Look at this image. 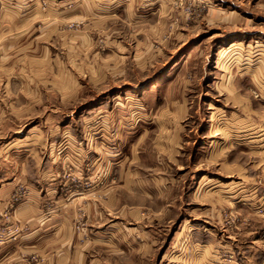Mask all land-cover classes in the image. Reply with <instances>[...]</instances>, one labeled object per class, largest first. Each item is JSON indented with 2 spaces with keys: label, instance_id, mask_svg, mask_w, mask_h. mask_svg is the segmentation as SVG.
I'll use <instances>...</instances> for the list:
<instances>
[{
  "label": "rangeland",
  "instance_id": "rangeland-1",
  "mask_svg": "<svg viewBox=\"0 0 264 264\" xmlns=\"http://www.w3.org/2000/svg\"><path fill=\"white\" fill-rule=\"evenodd\" d=\"M221 1L0 0V136L24 137L17 151L28 160L10 203L37 198L44 217L72 203L73 234L90 243L94 230L79 201L92 187L81 174L97 140L90 132L106 112L116 124H140L150 119L145 112L181 98L189 106L186 164L174 170L172 193L153 192L136 219L119 217L132 243L79 249L100 251L104 264H236L239 256H262L263 242H244L245 232L264 225V138L252 142L250 134L264 131V50L254 45L261 23L248 16L254 6ZM236 163L247 166V195L213 203L212 194L243 187ZM125 219L135 222L132 234ZM40 253L18 256L31 264Z\"/></svg>",
  "mask_w": 264,
  "mask_h": 264
},
{
  "label": "crops",
  "instance_id": "crops-1",
  "mask_svg": "<svg viewBox=\"0 0 264 264\" xmlns=\"http://www.w3.org/2000/svg\"><path fill=\"white\" fill-rule=\"evenodd\" d=\"M221 2L255 7V11H250L248 8L246 11L248 16H255L261 23L255 30L254 45L257 50H264V0H223ZM251 17H247L249 21ZM23 21L22 25H25L28 18ZM230 47L233 46L230 45ZM174 103H176L174 107L167 106L155 115L152 111L145 112V117L150 119L156 117L155 124L150 119L140 124H137L138 120L133 119L125 123L122 120L121 123L116 124L111 119L112 111L106 112L101 115L102 125L96 126L90 132L96 134L97 140L91 141L94 149L90 158L83 156L86 163L81 169V174H85V178L92 181V187L79 196V201L84 203L88 220L94 230V240L90 243L85 241L79 244L80 235L73 234L67 214V212L72 214L74 210L72 203L57 205V210H54L51 217L43 216V210L37 198L30 197L26 201L10 203L18 182L25 178L24 165L28 160L20 156L22 152L17 151L21 148L24 137L3 141L6 135L5 138L0 136V264H25V256H18L23 251L41 252L42 255L36 256L37 261L31 264H104V256L100 255V248L104 244L121 245L126 240L132 243L133 235L130 238L124 234L119 217L138 218L141 207L152 204L153 192L170 195L178 179L174 176L175 168H183L186 164L183 161L181 148L187 142L185 136L189 106L185 107L184 99L181 98ZM108 120L111 123H108ZM86 129L88 133V128ZM260 131L261 128H258L250 132L253 137L252 142L259 140V136L264 138V131ZM25 145L26 150H32L27 144ZM29 155L33 157L34 154L31 152ZM236 165L241 177L245 178L241 180L243 187L240 190L226 187L224 191H219L221 195L218 193L217 199L215 194H212L213 203L231 204L234 199L242 200L243 192L247 195V166L243 163H236ZM48 174L53 175L50 170ZM26 179L30 182L34 181L31 176H27ZM211 179L207 183H210ZM189 182L191 187L194 180L191 179ZM197 183L200 186L199 181ZM50 189L49 184L48 191ZM259 192L262 194L259 200L262 197L264 199L263 185L259 188ZM194 194L196 195L193 188L186 193V196L193 198ZM174 203L175 201L167 202V207H172ZM167 210L170 212L171 208ZM4 212L10 214L9 219L5 218ZM108 214H111L112 218L108 217ZM261 215L264 216V214ZM108 219L111 221H107ZM126 219L125 222L129 223L126 226L127 232L132 234L131 229L135 226L130 224L135 222ZM257 220L260 221V219ZM25 226L27 230L24 231ZM4 228L10 230V234L5 231V235H2L1 231ZM245 235L246 246H260L262 242L264 243V225L258 224L257 228L245 232ZM87 243L98 245L99 253L96 251L97 253L90 256L82 252L79 245L87 247ZM263 251H259V253L262 252V256H239L236 264H264ZM89 257L92 258L88 260Z\"/></svg>",
  "mask_w": 264,
  "mask_h": 264
},
{
  "label": "bare ground",
  "instance_id": "bare-ground-1",
  "mask_svg": "<svg viewBox=\"0 0 264 264\" xmlns=\"http://www.w3.org/2000/svg\"><path fill=\"white\" fill-rule=\"evenodd\" d=\"M224 50H225V48H224ZM224 51H222L221 53H220V57L222 56V53H223Z\"/></svg>",
  "mask_w": 264,
  "mask_h": 264
}]
</instances>
